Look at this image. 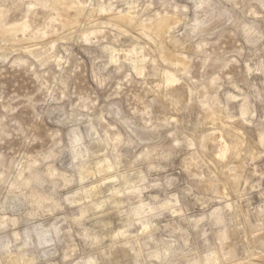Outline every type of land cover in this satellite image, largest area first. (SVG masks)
<instances>
[{
	"label": "rangeland",
	"instance_id": "obj_1",
	"mask_svg": "<svg viewBox=\"0 0 264 264\" xmlns=\"http://www.w3.org/2000/svg\"><path fill=\"white\" fill-rule=\"evenodd\" d=\"M0 264H264V0H0Z\"/></svg>",
	"mask_w": 264,
	"mask_h": 264
},
{
	"label": "bare ground",
	"instance_id": "obj_2",
	"mask_svg": "<svg viewBox=\"0 0 264 264\" xmlns=\"http://www.w3.org/2000/svg\"><path fill=\"white\" fill-rule=\"evenodd\" d=\"M54 2V1H53ZM60 3V2H59ZM55 4V3H54ZM57 4V3H56ZM66 9V8H65ZM64 9V10H65ZM63 10V11H64ZM68 12V11H67ZM61 13H62V11H61ZM67 13L65 12L64 13V15L63 16H66V17H64L65 19H64V22L66 23V24H70L71 22H72V19L73 18H71V17H69L70 16V14H69V16L68 15H66ZM129 18V17H128ZM159 19V18H158ZM75 20V19H74ZM63 22V23H64ZM168 22H169V19H168ZM72 24V23H71ZM170 26L171 25H169L167 22H166V20H161V21H157V22H153L152 21V23H146L145 25H144V27L146 28V29H148V30H150L151 32H153L156 36H157V38H158V40H159V43L161 44V47H162V49H163V51L165 52V53H167V54H169V55H173V52L171 51V47L170 46H168L169 44H167V40H166V33H167V31H168V29H170ZM13 37V36H12ZM179 44V43H178ZM175 54L177 55V53L175 52ZM175 55V56H176ZM174 56V55H173ZM177 56H179V55H177ZM166 57V56H165ZM174 59V58H173ZM178 61H180V58H176ZM184 60V59H183ZM174 61H176V60H174ZM184 62V61H183ZM176 63V62H175ZM184 64V63H183ZM173 81H175V76H173V75H169L168 76V78H167V82H173ZM211 117H212V119H216V115H215V112L214 111H212L211 112ZM225 144V143H224ZM222 148V147H221ZM224 148H228L227 146L226 147H224ZM228 150V149H227ZM228 152V151H227ZM226 152V153H227ZM222 153H223V151H222ZM222 155H224V154H222ZM100 192V191H99ZM81 198V197H80ZM262 241V240H261Z\"/></svg>",
	"mask_w": 264,
	"mask_h": 264
}]
</instances>
